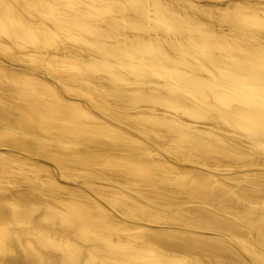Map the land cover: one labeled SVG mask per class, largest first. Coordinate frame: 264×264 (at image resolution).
Listing matches in <instances>:
<instances>
[{
    "label": "bare ground",
    "instance_id": "6f19581e",
    "mask_svg": "<svg viewBox=\"0 0 264 264\" xmlns=\"http://www.w3.org/2000/svg\"><path fill=\"white\" fill-rule=\"evenodd\" d=\"M0 147V264H264V0H0Z\"/></svg>",
    "mask_w": 264,
    "mask_h": 264
},
{
    "label": "rangeland",
    "instance_id": "374dc122",
    "mask_svg": "<svg viewBox=\"0 0 264 264\" xmlns=\"http://www.w3.org/2000/svg\"><path fill=\"white\" fill-rule=\"evenodd\" d=\"M1 148H4V147H0V152H6L5 148L4 149H1ZM73 179V178H72ZM75 179V178H74ZM78 179V177H77Z\"/></svg>",
    "mask_w": 264,
    "mask_h": 264
}]
</instances>
